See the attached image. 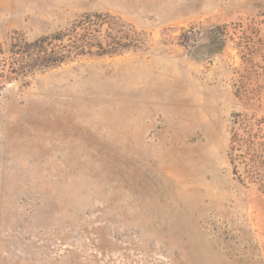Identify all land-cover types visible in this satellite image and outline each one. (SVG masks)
<instances>
[{
    "label": "rangeland",
    "instance_id": "374dc122",
    "mask_svg": "<svg viewBox=\"0 0 264 264\" xmlns=\"http://www.w3.org/2000/svg\"><path fill=\"white\" fill-rule=\"evenodd\" d=\"M86 14L128 47L0 91V264H264V192L230 161L264 136V0H0V47Z\"/></svg>",
    "mask_w": 264,
    "mask_h": 264
},
{
    "label": "trees",
    "instance_id": "16d2710c",
    "mask_svg": "<svg viewBox=\"0 0 264 264\" xmlns=\"http://www.w3.org/2000/svg\"><path fill=\"white\" fill-rule=\"evenodd\" d=\"M109 17L103 14H86L71 28L32 42L21 35L11 38L6 50L0 47V91L6 82L26 79L30 75L58 68L77 56L116 54L128 47L124 40H115L109 36L113 41L106 48L98 39L97 34L101 32L96 29L106 24ZM87 30L92 32H85ZM224 30L217 27L210 32L208 47H212L213 51L224 48ZM197 34L193 29L183 32L179 38L181 44L189 48ZM230 161L239 182L254 184L264 192V136H233Z\"/></svg>",
    "mask_w": 264,
    "mask_h": 264
}]
</instances>
